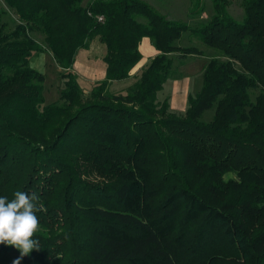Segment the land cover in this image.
I'll list each match as a JSON object with an SVG mask.
<instances>
[{"label": "trees", "instance_id": "obj_1", "mask_svg": "<svg viewBox=\"0 0 264 264\" xmlns=\"http://www.w3.org/2000/svg\"><path fill=\"white\" fill-rule=\"evenodd\" d=\"M4 1L19 24L0 28V195L39 198L40 248L23 263L264 264V0H243L241 22L229 0H211L213 16L195 28L144 0ZM193 3L191 15L203 12ZM34 32L64 70L63 105H45ZM187 33L225 60L208 62L180 118L158 94L172 54L203 55L176 45ZM95 38L106 71L84 98L73 67ZM145 38L157 55L131 92L109 93ZM12 250L0 245V257Z\"/></svg>", "mask_w": 264, "mask_h": 264}, {"label": "rangeland", "instance_id": "obj_2", "mask_svg": "<svg viewBox=\"0 0 264 264\" xmlns=\"http://www.w3.org/2000/svg\"><path fill=\"white\" fill-rule=\"evenodd\" d=\"M93 0H84L86 6ZM153 6L159 13L172 21L186 22L191 28L198 27L202 23L208 22L214 14L211 0H202L203 12L198 15H191L193 0H144ZM229 14L241 22L245 12L243 0H229ZM0 28L5 27L6 32L13 31L19 24L18 15L10 9L4 0H0ZM143 21V20H141ZM30 36L43 48L41 52H35L30 59V67L44 75V97L45 105H63L61 99L64 90V80L62 74L64 70L56 63L52 52L47 48L45 36L42 33L34 32ZM141 43L140 51L143 59L138 66L132 70L131 77L122 81H114L109 85L108 92L114 95H127L134 88L143 70L149 65L156 55L154 45L150 40ZM180 47H196L202 51L203 55H192L185 59L179 54H172L173 60L172 74L166 82L164 89L158 94V102L169 101L168 112L177 117L183 118L188 108V96L197 95L202 88L204 68L212 59L225 60V57L217 50L207 47L198 38L189 33L184 34L183 38L176 42ZM152 51V52H151ZM153 53V54H152ZM152 54V55H151ZM106 46L95 38L89 43L88 48L79 50L73 70L77 76V81L84 98L90 97L94 87L104 79L106 64L104 57ZM145 59V60H144ZM257 92L252 93L253 99ZM215 110L206 112L202 118L205 122H210ZM229 174L226 179L234 177ZM19 255L18 250L14 249L4 253L0 257V264H12V261ZM23 263V260L21 262Z\"/></svg>", "mask_w": 264, "mask_h": 264}, {"label": "clouds", "instance_id": "obj_3", "mask_svg": "<svg viewBox=\"0 0 264 264\" xmlns=\"http://www.w3.org/2000/svg\"><path fill=\"white\" fill-rule=\"evenodd\" d=\"M38 199L34 193L21 190L15 191L11 199L0 195V245L13 246L19 252L12 264H21L40 248V241L34 238L39 228Z\"/></svg>", "mask_w": 264, "mask_h": 264}, {"label": "crops", "instance_id": "obj_4", "mask_svg": "<svg viewBox=\"0 0 264 264\" xmlns=\"http://www.w3.org/2000/svg\"><path fill=\"white\" fill-rule=\"evenodd\" d=\"M145 41L148 42V43H146V44H149V43H150V39L145 38V39H143L142 44H143ZM151 49H152V51H155V53H156V55H157V51H156V49H155V50H153V48H151ZM152 51H151V52H152ZM152 54H153V53H152ZM152 54H151V55H152ZM156 55H155V56H156ZM155 56H154V57H155ZM142 59H143V58H142ZM152 59H153V58H152ZM144 60H145V59H144ZM141 62H143V61L141 60L140 63H141ZM140 63H139V64H140ZM139 64H138V65H139ZM138 65H137V66H138Z\"/></svg>", "mask_w": 264, "mask_h": 264}, {"label": "built area", "instance_id": "obj_5", "mask_svg": "<svg viewBox=\"0 0 264 264\" xmlns=\"http://www.w3.org/2000/svg\"><path fill=\"white\" fill-rule=\"evenodd\" d=\"M99 19H100V20H103V18H102V17H100Z\"/></svg>", "mask_w": 264, "mask_h": 264}]
</instances>
